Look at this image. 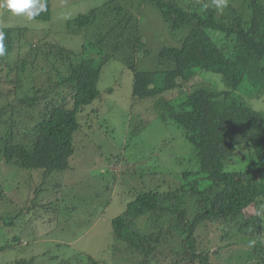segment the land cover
<instances>
[{
	"label": "trees",
	"instance_id": "16d2710c",
	"mask_svg": "<svg viewBox=\"0 0 264 264\" xmlns=\"http://www.w3.org/2000/svg\"><path fill=\"white\" fill-rule=\"evenodd\" d=\"M145 3L155 6L175 42L151 57L152 67L140 69L139 55L150 53L139 25ZM12 8L38 24H9ZM52 11V0H0V167L8 166L10 175L16 171L18 181L19 170L34 175L37 183L27 197L43 190L53 172L70 167L80 118L99 117L98 82L115 61L132 74V97L152 98L156 116L180 127L192 145L189 165L177 171L168 160L185 158H163L164 142L156 151H141L139 162L153 166L140 173L145 187H128L124 208L111 218V256L77 250L52 259L264 264V108L254 105L264 102V0H105L68 18L60 31L40 29ZM131 120L123 150L112 156L115 164L129 161L127 150L148 123ZM0 179V227L18 231L0 245L2 253L27 245L17 217L29 206L9 198L6 186L13 178L3 180L0 170ZM6 198L14 210H3ZM48 203L42 205L47 209Z\"/></svg>",
	"mask_w": 264,
	"mask_h": 264
},
{
	"label": "rangeland",
	"instance_id": "374dc122",
	"mask_svg": "<svg viewBox=\"0 0 264 264\" xmlns=\"http://www.w3.org/2000/svg\"><path fill=\"white\" fill-rule=\"evenodd\" d=\"M104 1L52 0V19L46 23L42 22L44 26L40 29L60 31L68 18ZM7 16L9 24L26 22L29 27L38 24L29 19L27 14L17 12L13 8ZM139 25L140 34L144 37L150 52L146 57L142 55L138 57V68L145 69L153 66L151 57L162 46L174 44L175 41L170 37L157 9L151 3L143 4ZM117 68L121 71H112ZM98 87L103 97V102L98 108L99 117L91 122H85L79 114L82 131H79L81 133L79 139L75 137V150L70 158V167L53 172L43 190L27 197L26 190L34 188L37 183L35 177H32L34 175H29L26 169L19 170L22 177H19L21 181H18L15 177L16 171L10 175L8 171L11 169L1 164L2 179L14 180L13 185L6 186L9 198L12 197L16 201L25 199L22 205H18L27 204L29 208L25 207L21 217H17L18 225L24 226L21 232L25 242L21 243L25 244L28 241L27 245L0 253V264H7L16 257L24 256H36L31 264H59L52 256L66 257L77 250L103 259L108 257L107 254L111 256V249L109 250L112 243L111 218L124 208L123 197L127 193V188L130 189L133 184L144 185L140 173H147L153 166L152 162L147 165L139 162L142 159L141 151L152 149L164 142L160 149L163 158L172 153L185 158L183 162L168 160V165L176 171L189 165L191 143L184 137L180 127L170 122L164 123L156 116L151 109L152 98L132 97V74L129 70L121 68L117 61L105 66ZM109 87H113L111 93L106 92ZM97 104L98 102L92 106ZM254 105L264 108L262 100L254 101ZM131 118V123H138L139 118L148 123L129 147V152L134 153L127 150L129 161L132 160L129 162L122 159L120 163L115 164L113 157L118 154L120 148L123 150L120 144L124 143L123 132ZM154 150L156 151V148ZM116 169H119L117 170L119 172ZM24 175L27 176L26 180L23 178ZM56 183L59 184L58 187L54 185ZM30 198L31 201L34 199V205ZM35 200L38 205H35ZM48 200L51 203L47 204L46 209L42 204ZM5 202L3 210L15 209V206L9 203V199L6 198ZM9 233L18 231H7L0 227V245L5 241H11L12 236ZM208 245L214 247L215 243L209 242ZM122 261L123 259L117 256L110 260L111 264H119Z\"/></svg>",
	"mask_w": 264,
	"mask_h": 264
}]
</instances>
